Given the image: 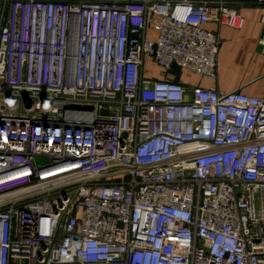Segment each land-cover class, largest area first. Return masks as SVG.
Returning <instances> with one entry per match:
<instances>
[{
	"label": "built area",
	"instance_id": "built-area-1",
	"mask_svg": "<svg viewBox=\"0 0 264 264\" xmlns=\"http://www.w3.org/2000/svg\"><path fill=\"white\" fill-rule=\"evenodd\" d=\"M210 20L243 22L226 0H0V264H264V95L174 74L216 77Z\"/></svg>",
	"mask_w": 264,
	"mask_h": 264
},
{
	"label": "crops",
	"instance_id": "crops-1",
	"mask_svg": "<svg viewBox=\"0 0 264 264\" xmlns=\"http://www.w3.org/2000/svg\"><path fill=\"white\" fill-rule=\"evenodd\" d=\"M237 4L239 14L243 18L240 27H232L210 20L205 28L216 33L219 39L217 52L216 77L209 79L201 75L184 74L188 76L187 85H199L204 88H214L218 91L229 92L240 89L242 92L262 97L264 95V54L258 43L262 31L261 8L256 0H226ZM148 35L154 36L153 30ZM150 68L144 71L148 77H162L159 67L152 64L150 58L145 59ZM185 71H174L183 78ZM178 78V77H177Z\"/></svg>",
	"mask_w": 264,
	"mask_h": 264
},
{
	"label": "rangeland",
	"instance_id": "rangeland-1",
	"mask_svg": "<svg viewBox=\"0 0 264 264\" xmlns=\"http://www.w3.org/2000/svg\"><path fill=\"white\" fill-rule=\"evenodd\" d=\"M149 68H150V66H149V64L146 62V63H145V67H144V71H146L147 69L149 70ZM184 74H187V73H186V72H183V73H182L183 78L187 80V79H188V78H187L188 76L186 77V76H184ZM187 75H188V74H187ZM99 113H100V110H99ZM257 195H258V194H257ZM258 207H259V202L257 201V208H258Z\"/></svg>",
	"mask_w": 264,
	"mask_h": 264
},
{
	"label": "water",
	"instance_id": "water-1",
	"mask_svg": "<svg viewBox=\"0 0 264 264\" xmlns=\"http://www.w3.org/2000/svg\"><path fill=\"white\" fill-rule=\"evenodd\" d=\"M86 107H87V108H90V109L92 108V106H91V105H87Z\"/></svg>",
	"mask_w": 264,
	"mask_h": 264
}]
</instances>
